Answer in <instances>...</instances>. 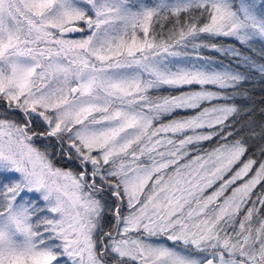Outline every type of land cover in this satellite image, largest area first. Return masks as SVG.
Returning <instances> with one entry per match:
<instances>
[{
  "label": "snow or ice",
  "instance_id": "snow-or-ice-1",
  "mask_svg": "<svg viewBox=\"0 0 264 264\" xmlns=\"http://www.w3.org/2000/svg\"><path fill=\"white\" fill-rule=\"evenodd\" d=\"M257 84L264 0H0V264H264Z\"/></svg>",
  "mask_w": 264,
  "mask_h": 264
},
{
  "label": "trees",
  "instance_id": "trees-1",
  "mask_svg": "<svg viewBox=\"0 0 264 264\" xmlns=\"http://www.w3.org/2000/svg\"><path fill=\"white\" fill-rule=\"evenodd\" d=\"M258 55H259L258 52L255 53V56H258ZM262 94H264V93H262L260 85L257 84L256 87H255V92H254L255 102H256L257 104H259V101H260V99H261ZM257 117H258V113H257Z\"/></svg>",
  "mask_w": 264,
  "mask_h": 264
}]
</instances>
